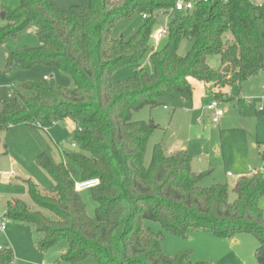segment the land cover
Returning <instances> with one entry per match:
<instances>
[{
  "label": "trees",
  "instance_id": "16d2710c",
  "mask_svg": "<svg viewBox=\"0 0 264 264\" xmlns=\"http://www.w3.org/2000/svg\"><path fill=\"white\" fill-rule=\"evenodd\" d=\"M176 1L87 0L85 6L59 10L49 0H19L14 10L1 13L0 42L37 27L40 43L9 53L6 70L43 65L68 73L74 82L67 88L53 77L33 79L0 99V132L19 124L49 128L65 118L77 126L70 138L75 150L65 154V163H54L45 152L35 158L53 188L22 180L34 208L12 198L0 216L39 234V251L64 240L60 258L69 264H213L192 262L188 251L164 254L162 233L144 226L151 220L182 237L198 231L225 239L250 234L258 244L256 261L264 264V172L240 176L231 188L227 183L203 187L204 174L193 171L187 150L167 152L161 142L145 164L147 142L158 125L131 119L132 112L164 105L173 95L191 96L189 78L203 83L215 100H232L222 89L240 90L264 71V3L208 0L176 12ZM140 8L149 9V15L137 32L128 39L113 38L115 22ZM154 12L175 13L166 23L161 50L149 44ZM184 39L193 44L180 55ZM147 55L151 72L140 66ZM210 57L229 65L213 69ZM126 66L134 67L133 75L114 81L113 74ZM0 147L6 154L1 140ZM87 179L99 180L88 190L93 216L74 190L76 181ZM1 246L0 264H13L12 247Z\"/></svg>",
  "mask_w": 264,
  "mask_h": 264
},
{
  "label": "rangeland",
  "instance_id": "374dc122",
  "mask_svg": "<svg viewBox=\"0 0 264 264\" xmlns=\"http://www.w3.org/2000/svg\"><path fill=\"white\" fill-rule=\"evenodd\" d=\"M49 1L59 10H66L74 5H87V0ZM253 1L264 3V0ZM18 4L19 0H0V27L4 24L1 13L14 10ZM143 14L149 15V9L140 8L131 17L116 21L111 30V36L125 39L132 37L143 23ZM153 14L157 22L149 38V44L155 50H161L166 39L164 37L158 39L156 33L166 26L175 13L154 12ZM36 31L37 27L25 29L15 37L0 42V98L10 95L22 83L42 78L44 75L46 77L53 75L54 81L61 86L67 88L74 86L73 79L68 73L48 66L36 65L29 69L14 66L6 70L5 58L9 53L23 48L37 47L40 44ZM192 44L191 39L182 40L178 53L185 55ZM219 59V57H210L207 58V63L211 68L216 69L220 66L217 65ZM140 66L151 72L149 55L140 62ZM133 73V66L123 67L113 74V80H124ZM262 77H264V71L259 72L258 78ZM232 93L236 97L237 89L235 88ZM212 100L213 96L207 90L197 96L195 102L191 96L184 100L176 94L163 100L166 108L164 105H158L132 112V120H152L158 125L148 139L145 164L149 163L153 146L161 142L166 151L173 146L187 150L192 157L193 171L204 174L200 182L203 187L215 183H227L231 188L240 176L251 175L249 169L264 172V112L257 108L260 104L258 99L251 98L252 107L248 104L243 107L238 106L236 98L220 102L219 108L225 111L219 123L211 122L210 113L205 108ZM246 102L248 103L249 99ZM9 128L8 132H0V140L7 144L8 150L7 155L0 153V216L4 213L7 202L12 198L22 199L34 208L21 179H30L47 191L53 188V180L35 163L36 156L43 149L57 162L65 161L63 151L75 150L70 143L74 133L73 127L64 119L49 129L54 144L39 138V146L24 124ZM70 173L73 179L76 178L72 168ZM80 193L88 215L93 216L95 204L89 196V191ZM234 197V194L230 193L229 200L232 201ZM260 204L264 213V199ZM5 226L4 232H0V245L6 243L11 245L13 264H69L60 258L66 248L64 240L58 241L47 251L41 252L36 247V241L40 238L39 234L19 222L8 220ZM144 226L154 233H162L161 248L166 255L171 256L180 251H188L192 262L258 264L255 257L258 244L250 234L241 233L231 240L218 238L209 232L198 231L182 237L163 230L157 222L151 220H144ZM5 237L9 240L4 241Z\"/></svg>",
  "mask_w": 264,
  "mask_h": 264
},
{
  "label": "crops",
  "instance_id": "0c3cea01",
  "mask_svg": "<svg viewBox=\"0 0 264 264\" xmlns=\"http://www.w3.org/2000/svg\"><path fill=\"white\" fill-rule=\"evenodd\" d=\"M217 65H220L221 67L222 66H225V65H229V63L228 62H223L222 63V61L219 59V64H217ZM219 66V67H220ZM46 75H44V76H42L43 78L45 77ZM258 76H259V73L257 74V75H255V76H253V77H251L250 79H248L244 84H243V86H242V88L240 89V90H238L237 89V91H238V94H237V96L235 97V96H233L234 94L232 93V91L235 89V87H226V88H224V89H222V91L223 92H225L226 93V97H229V98H232V100H235V98H236V101H237V104H238V106H240V107H243L245 104H248L250 107H252L253 106V104L251 103V102H246V100L247 99H249V100H251V98H254V99H258V101L260 102V104L258 105V107H263V112H264V96L262 95V94H264V77H262V78H258ZM189 80V82H190V84H191V86H192V88H193V90H192V94H191V98H192V100H194V102H195V100H196V98H197V96H199V95H202L203 93H205V91L207 90L206 89V86L203 84V83H201V82H198V81H196L195 79H193V78H189L188 79ZM207 91H209L211 94H212V91L211 90H207ZM259 94V95H258ZM241 95H243L242 97H241ZM258 95V96H257ZM213 96V95H212ZM190 97V96H189ZM188 97V98H189ZM182 98V97H181ZM1 99V98H0ZM184 100L185 99H187V98H183ZM213 100H214V97H213ZM222 102H225V101H222ZM257 107V108H258ZM164 108H166V106H164ZM206 108V107H205ZM207 110V109H206ZM224 111H225V109H223ZM209 111V110H208ZM209 113H210V116H211V114H212V112L211 111H209ZM224 116V113H223V115L221 116V117H223ZM220 117V118H221ZM210 118V117H209ZM64 120H66V121H69V123H70V126L71 127H73V130H75V127H74V122L71 120V119H69V118H65ZM220 120V119H219ZM219 123V122H218ZM56 124V123H55ZM27 128H28V130H29V132L31 133V135L34 137V139H35V141H36V143H38V145L40 144V142H39V138H42V139H44V140H46V141H48V143L49 142H51L52 144H54L53 143V138L51 137V135H50V131H49V129L51 128V127H49V128H43V127H41V126H39V125H36V124H24ZM53 126V125H52ZM10 129V128H9ZM8 129V130H9ZM8 130H6V132H8ZM38 141V142H37ZM3 143H5V142H3ZM6 144V143H5ZM7 145V144H6ZM40 146V145H39ZM72 146V145H71ZM73 148H74V146H72ZM1 149V151H3V148L2 147H0ZM175 150H178V148H177V146H173L169 151H167V152H172V151H175ZM42 152H45L44 151V149L42 150ZM56 153H57V151H55ZM0 153H2V152H0ZM7 153H8V150H7ZM7 153L6 154H4V155H7ZM45 153H47L49 156L51 155L50 153H48V152H45ZM67 152H64L63 151V156H64V158H65V154H66ZM58 154V153H57ZM58 156H60V155H58ZM50 158L52 159V157L50 156ZM60 158V157H59ZM192 158V157H191ZM61 159V158H60ZM53 160V159H52ZM53 162L54 163H56V164H59V163H65V161L64 160H58V162L57 161H54L53 160ZM191 166H192V164H191ZM250 171H251V174L253 173V172H255V171H261V170H254V169H249ZM75 174V173H74ZM230 173H228V175H229ZM23 179H21L20 181H22ZM5 212V211H4ZM4 214V213H3ZM2 214V215H3ZM1 215V216H2ZM6 228V227H5ZM235 237H233V238H231V240H233ZM7 239L9 240V238L8 237H5V240L4 241H7ZM7 244V243H6ZM7 245H9V244H7ZM9 246H11V245H9Z\"/></svg>",
  "mask_w": 264,
  "mask_h": 264
},
{
  "label": "built area",
  "instance_id": "2783aa9c",
  "mask_svg": "<svg viewBox=\"0 0 264 264\" xmlns=\"http://www.w3.org/2000/svg\"><path fill=\"white\" fill-rule=\"evenodd\" d=\"M208 0H177L174 6V10L176 12H187L190 11L197 3L200 2H207ZM227 1V0H222ZM142 18H146V15L143 14ZM167 35V27L164 26L159 31H157L156 36L158 39H161ZM46 78V76L44 77ZM251 102V100H249ZM219 101L212 100L209 104L206 105V109L211 111L212 114L210 116V120L213 123H218L220 117L223 115L224 110L219 108ZM259 111H262V107H258ZM75 128H77L76 124H73ZM80 129V128H78ZM73 146V145H72ZM99 180L98 179H87V180H78L74 183V190L76 192H82L86 190H90L96 186H98ZM8 222V220L5 217L0 218V232H4L5 225ZM2 246L0 245V249Z\"/></svg>",
  "mask_w": 264,
  "mask_h": 264
},
{
  "label": "water",
  "instance_id": "95a60500",
  "mask_svg": "<svg viewBox=\"0 0 264 264\" xmlns=\"http://www.w3.org/2000/svg\"><path fill=\"white\" fill-rule=\"evenodd\" d=\"M50 77H53V75H50Z\"/></svg>",
  "mask_w": 264,
  "mask_h": 264
}]
</instances>
